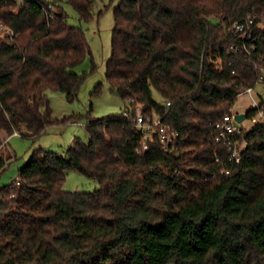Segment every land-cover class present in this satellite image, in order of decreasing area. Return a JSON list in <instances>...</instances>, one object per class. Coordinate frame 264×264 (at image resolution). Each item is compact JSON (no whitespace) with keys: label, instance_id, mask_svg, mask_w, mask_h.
Masks as SVG:
<instances>
[{"label":"trees","instance_id":"1","mask_svg":"<svg viewBox=\"0 0 264 264\" xmlns=\"http://www.w3.org/2000/svg\"><path fill=\"white\" fill-rule=\"evenodd\" d=\"M63 3L92 16V0H0V23L15 33L0 40V133L36 139L56 122L46 92L77 98L82 77L71 71L89 47ZM113 13L105 78L123 104L178 132L174 149L136 155L123 111L88 121L86 142L64 153L35 149L0 189V264H264V122L242 128L238 165L212 138L264 69V0H120ZM247 16L260 25L255 43L228 31ZM67 172L98 188L63 190Z\"/></svg>","mask_w":264,"mask_h":264},{"label":"rangeland","instance_id":"2","mask_svg":"<svg viewBox=\"0 0 264 264\" xmlns=\"http://www.w3.org/2000/svg\"><path fill=\"white\" fill-rule=\"evenodd\" d=\"M120 0H92V16L89 20H80L72 7L62 4L67 15V24L79 27L85 36L89 53L84 61L71 72L82 77L77 98L69 102L65 94L48 90L46 92L51 108L54 125L50 126L36 139L23 138L12 134L0 133V155L5 161V168L0 173V189L18 179V171L31 157L35 149L46 152L64 153L75 141L86 142V123L95 119L120 114L125 104L111 89L105 78L106 63L111 56L112 30L114 27V7ZM258 94L264 99V88L258 86L253 98ZM158 100V97H155ZM252 99L243 94L237 98L231 109L233 115H245L250 109ZM264 119L255 117L245 119L240 124L250 129ZM98 188L94 179L75 172H67L63 190L67 192L92 193Z\"/></svg>","mask_w":264,"mask_h":264},{"label":"built area","instance_id":"3","mask_svg":"<svg viewBox=\"0 0 264 264\" xmlns=\"http://www.w3.org/2000/svg\"><path fill=\"white\" fill-rule=\"evenodd\" d=\"M14 1L18 7H20L23 2V0ZM53 11L54 7L52 5L44 6L43 12L46 20L53 18ZM259 26V24H255L254 17L247 16L243 20L234 22L228 28V31L241 41H251V43H255L254 27ZM14 37V31L0 23V40L11 41ZM233 50L237 51L238 49L234 48ZM258 86L264 88V69L261 70L256 83L252 87L240 91L236 95V98L243 94L249 95L252 99L250 109H258L257 117L264 119L262 111L259 110V101H255L253 98ZM160 104L164 108H169L171 106L170 102H161ZM143 109L144 107L141 104H135V106L132 107L129 102H126L122 112L124 117L131 119L136 129V155H144L148 151L149 145L153 143H158L160 145L163 155H169L173 151L174 143L179 137L178 132L163 122L160 115H146ZM235 116L236 115H233L231 112L226 113L220 120L215 122L213 124L215 134L212 138L215 145L224 148L227 161L233 165H238L241 163L242 153L246 150V144L240 141L243 129L240 125L241 123L239 124L235 121ZM14 134L17 135L16 132ZM219 162L220 159L217 154H215V163L219 164ZM219 173L220 175L228 176L229 170H221ZM211 176L214 177V174Z\"/></svg>","mask_w":264,"mask_h":264},{"label":"water","instance_id":"4","mask_svg":"<svg viewBox=\"0 0 264 264\" xmlns=\"http://www.w3.org/2000/svg\"><path fill=\"white\" fill-rule=\"evenodd\" d=\"M234 119H235V121L237 122V123H242V121L243 120H245V115H236L235 117H234Z\"/></svg>","mask_w":264,"mask_h":264}]
</instances>
